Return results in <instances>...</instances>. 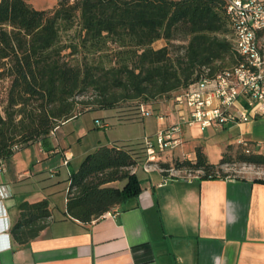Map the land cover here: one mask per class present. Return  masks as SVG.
<instances>
[{
  "label": "trees",
  "instance_id": "trees-1",
  "mask_svg": "<svg viewBox=\"0 0 264 264\" xmlns=\"http://www.w3.org/2000/svg\"><path fill=\"white\" fill-rule=\"evenodd\" d=\"M233 39L224 0H58L47 10L29 0H0V84H7L0 97V163L34 144L47 145L64 122L88 110L113 108L119 121L144 120L142 105L180 93L204 68L215 76L235 66ZM160 40L167 45L155 49ZM176 42L184 43L178 46L183 53L172 56ZM90 89L98 93L97 105L85 103L77 112L76 98ZM135 100L141 102L118 105ZM146 159L143 141L87 154L67 180L65 217L87 224L137 207L142 181L132 170ZM236 163L264 167V152L247 140L228 145L212 163L198 146L196 161H176V168L204 180L228 179L223 167ZM18 211L11 235L27 246L53 217L51 198L23 202Z\"/></svg>",
  "mask_w": 264,
  "mask_h": 264
},
{
  "label": "crops",
  "instance_id": "crops-1",
  "mask_svg": "<svg viewBox=\"0 0 264 264\" xmlns=\"http://www.w3.org/2000/svg\"><path fill=\"white\" fill-rule=\"evenodd\" d=\"M29 2L38 10L58 4V0ZM167 115L160 120L163 125L173 121L171 112ZM67 122L51 137L52 143L32 145L39 148L41 159L60 154L61 163L65 165L68 157L70 165L85 157L87 152L74 156L59 138ZM225 130L237 134L228 143L248 140L264 152V117ZM203 132L186 128L184 141L203 140L205 146L209 139H203ZM18 154L0 171V264H264V183L255 182L259 178L169 177L139 166L132 170L142 181L137 207L115 209L87 224L53 211L39 236L20 246L11 235L18 206L50 196L53 209L54 184L44 182L41 175L47 167L35 162L40 156L17 158ZM51 174L57 179L62 171Z\"/></svg>",
  "mask_w": 264,
  "mask_h": 264
},
{
  "label": "built area",
  "instance_id": "built-area-1",
  "mask_svg": "<svg viewBox=\"0 0 264 264\" xmlns=\"http://www.w3.org/2000/svg\"><path fill=\"white\" fill-rule=\"evenodd\" d=\"M224 1L238 62L215 76H209V69L204 68L197 81L173 95V121L164 124L155 140L150 136L142 140L147 172L157 169L169 172V177L176 176L173 169L166 170L161 163L166 162L163 155L183 146L186 128L225 130L264 117V0ZM153 114L142 105L144 118ZM168 117L161 114L159 120ZM64 163L69 165L68 157ZM4 170L0 163V171ZM194 177L198 176L189 178Z\"/></svg>",
  "mask_w": 264,
  "mask_h": 264
},
{
  "label": "rangeland",
  "instance_id": "rangeland-1",
  "mask_svg": "<svg viewBox=\"0 0 264 264\" xmlns=\"http://www.w3.org/2000/svg\"><path fill=\"white\" fill-rule=\"evenodd\" d=\"M33 3L37 5L41 0H31ZM47 6H51L48 4ZM75 31L70 32L69 36L74 35ZM64 35V41L68 39V36ZM183 42H176L174 47H171V55H181L183 50L181 47ZM167 45V42L164 40H160L154 44L155 49H160ZM181 45V46H179ZM179 46V47H178ZM70 50H67L64 54L69 55ZM74 57L77 56H68L66 60L73 61ZM6 83L0 84V97L3 99L5 97V87ZM117 93H120L121 90H116ZM97 97L98 93L93 89H90L87 94L78 96L76 101L78 102L77 112L86 110V105L88 103H93L97 105ZM141 100L135 101H120L118 105H127L131 103H138ZM84 103V104H83ZM148 109L154 111V114L151 116L145 117L144 120H136V121H119L116 110L113 108L108 109H95L88 110L81 114L80 119L78 120H70L64 124L62 129L59 131V138L65 144V146L73 153L74 156H78L82 152H87V154L94 152L99 146L107 145V144H123L128 142H138L142 141L146 136H150L153 140H155V136L158 131L164 128L163 123L159 120V116L167 115L172 112L173 108V99L169 95L158 96L156 99L150 101L148 105H145ZM195 128H199L196 126ZM58 131V130H57ZM54 132L51 136L57 133ZM203 139H209L205 144L202 140L200 143H195L192 141H184V144L179 149L166 153L163 155V159L166 162H162V165H168L165 167L166 170L173 169L175 174L179 177H190V176H198L199 173L189 170V169H177L176 161H183L185 159H189L192 162L196 161V149L198 146H202L205 153L208 156V159L212 163H218L222 157L224 151L227 150L228 145L234 144L235 146L240 143H228L231 140H235L237 137L236 132L228 131V130H218L209 128L203 132ZM55 139V138H54ZM53 139L49 140V143H52ZM37 146H29L22 150L23 152L18 154L16 157H29L38 155L40 156V152L38 151ZM234 153V152H233ZM85 155V156H86ZM37 159L35 162H39L38 165L46 166L45 173L41 176H45L46 180L44 182H48L49 184H54L52 187V199H53V211L56 214L61 216L64 215L66 203L65 199L67 197V188H68V171L70 174L79 169L81 163L84 158L78 159L75 158L73 162L65 166L61 162V155L57 154L49 159ZM52 170H61L62 175H60L57 179L55 175H52ZM223 171L229 175V178L233 179H241L243 177L252 178V179H264V167H257L254 165H248L243 163H236L232 165H225L223 167ZM164 174L169 175V172H165ZM140 176L143 178L144 173L141 170Z\"/></svg>",
  "mask_w": 264,
  "mask_h": 264
}]
</instances>
